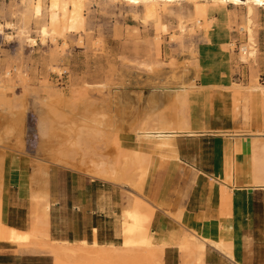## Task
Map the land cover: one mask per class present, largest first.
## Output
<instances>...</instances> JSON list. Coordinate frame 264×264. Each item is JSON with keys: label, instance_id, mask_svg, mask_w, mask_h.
Instances as JSON below:
<instances>
[{"label": "rangeland", "instance_id": "1", "mask_svg": "<svg viewBox=\"0 0 264 264\" xmlns=\"http://www.w3.org/2000/svg\"><path fill=\"white\" fill-rule=\"evenodd\" d=\"M10 2L0 0V24L4 26L0 33V83L5 86L0 91V185L2 189L4 186L6 190L10 188L17 196V181L14 182L11 171L14 158L33 190L38 191L42 186L49 188L51 180L61 203L56 207V200L50 202L51 240L67 236L77 238L92 227H98L104 242L120 246L123 212L134 200L140 199L146 206L157 207L155 214L161 213L171 220H174L171 214L181 210L185 214L205 211L194 216L202 224L211 219L233 217L237 225L234 249L237 248L239 256L235 259L240 264H264V191L236 192L237 188L247 185L252 166L250 158H244L246 169L242 170V152L234 155L227 151V146L236 141L214 137L222 134L208 133L209 129L200 137L182 136L173 141L174 151L178 153L175 158L173 151L153 150L140 143L137 137L149 121L162 118L177 121L181 109L175 103V93L156 92L153 98L152 82L182 70L188 74L187 82H193L197 89L190 94L191 103L187 111L184 110L192 127H205L210 121H219L213 119V113L209 116L208 95L215 90L229 93L232 89L228 88L239 85L238 103L248 93L254 96L250 123L244 124L239 132L264 131L253 130L251 125L256 119L253 113L259 107L264 125V95L246 89L255 84L264 86V9L260 10L257 21V64L248 66L238 59L246 40L245 33L240 30V8L234 10L230 6L229 27L217 17L210 41L201 33L181 39L177 24L173 22L168 33L162 34L161 40L156 42L154 30L145 29L120 5L92 7L86 16V32L67 35L65 51L56 55L53 44H43L34 26L32 36L37 41L36 46L20 40L17 31L8 26L17 24L8 15ZM232 43L235 46L229 52L228 44ZM55 64L57 70L53 71ZM8 71L12 74L10 77L6 74ZM154 99L160 100L164 107L156 114L149 109ZM222 106L218 108L223 109ZM200 114L206 116L202 121L198 120ZM41 120L49 124L48 137L44 139L38 131ZM80 132H83L85 144L82 151H75L69 142ZM126 150H138L147 157L149 166L145 177L135 175L132 184L125 181L110 184L88 175L92 160L115 161ZM230 157L234 160L237 187L225 188L223 180L222 192L203 174L224 173L223 162ZM40 169L47 171V177ZM88 180L105 186L100 188L104 193H99L97 187L89 190V212L95 210L96 214L88 213L87 208L85 211L81 206ZM224 191L229 194L228 198H224ZM27 201L31 221L33 203L29 198ZM185 226V234L188 230H198L188 224ZM11 249L10 256L0 259V264H54L49 253L20 255L16 246ZM208 249L212 255L213 249ZM181 251L183 264H198L196 255ZM135 254L133 257L138 261L106 258L102 263L89 262H159L143 259L139 251ZM224 259L219 261L214 254L205 264H234Z\"/></svg>", "mask_w": 264, "mask_h": 264}, {"label": "bare ground", "instance_id": "2", "mask_svg": "<svg viewBox=\"0 0 264 264\" xmlns=\"http://www.w3.org/2000/svg\"><path fill=\"white\" fill-rule=\"evenodd\" d=\"M109 5H120L121 9L128 10L132 17L137 20L145 29L152 28L155 32L156 42L161 40L164 33H168L169 25L175 22L180 32L181 39L186 35L194 37L201 33L210 41V34L217 21V17L229 27L230 6L234 10H242L240 15L241 28L245 33V43L241 47L239 61L245 65L253 66L258 60L257 43V21L261 9H264V0H11L8 6V15L17 24H8L18 33L22 42L34 47L37 41L32 36V26L36 29V34L41 38L43 44L51 42L55 48V54L64 52L67 46V35L80 34L86 32L87 15L92 7H107ZM4 26L0 24V33ZM174 39V38H173ZM225 48L227 49L226 45ZM234 44H228L229 52L233 51ZM54 55V56H56ZM53 71L57 70V64L52 65ZM61 72V71H60ZM8 77L12 74L8 71ZM186 71L171 72L158 82H152L154 93L162 94L172 92L176 95L175 103L181 112L177 115V121H167L165 119L152 120L147 122L140 129L138 141L150 146L153 150L163 151L168 149L174 152L177 158L178 153L174 151V139L186 137L203 136L208 126L192 127L186 116L188 100L191 93L196 92L193 82H187ZM155 78V77H154ZM5 86L0 83V91ZM175 87V88H172ZM239 85L228 88L238 95ZM249 91H260L264 95V86L255 84L246 88ZM258 92V93H260ZM260 93V94H261ZM253 94H246L241 104L235 106L236 120L245 124L251 120V105L254 104ZM162 108L160 100H153L149 105L152 114H156ZM185 110V112H184ZM201 114L198 120L202 121ZM201 122H199L200 124ZM39 135L42 139L48 137L49 124L42 121L39 124ZM233 144L228 145V150L232 154L241 153L243 146H248L250 150L251 170L247 177L246 191H264V131L263 132H231L223 133ZM251 139L250 141L244 139ZM71 147L75 151H82L85 144L83 132H80L75 140H71ZM229 157V156H228ZM233 159L225 158V188L234 183L235 168ZM62 162V161H59ZM65 163V162H62ZM69 164V163H65ZM88 175L92 178L110 184H120L127 182L132 184L133 178L138 175L143 178L149 166L147 157L138 150H126L121 152L115 161H108L105 158L92 160ZM12 176L15 178L16 186L26 187L29 199L33 203V216L27 231H21L6 224V218L2 215V188L0 185V243L16 246V252L20 255H43L49 253L54 259V264H91L89 261L102 263L106 258L127 259L133 261L138 259L133 256L139 251L143 259H156L158 264H163L165 244H157L151 226L154 220L157 207L146 206L142 200L136 199L127 207L122 215L121 236L122 244L117 246L113 243L99 244L87 241L70 243L68 241L51 240L50 235V193L47 186H42L38 191L27 184L25 176L21 174L19 164L14 158L11 163ZM40 173L47 177V171L40 169ZM23 176V177H22ZM243 190V188H237ZM224 198L229 194L224 191ZM173 219L183 225H187V215L183 210L176 214H171ZM217 231V232H216ZM231 226H221V231L211 227V223H206L201 230H188L180 242V249L190 252L197 257L198 264H205L207 247L218 251L234 264H240L234 256V244H232ZM96 233V230H95ZM88 261L85 263V261ZM99 264V263H93ZM132 264V263H131Z\"/></svg>", "mask_w": 264, "mask_h": 264}, {"label": "crops", "instance_id": "3", "mask_svg": "<svg viewBox=\"0 0 264 264\" xmlns=\"http://www.w3.org/2000/svg\"><path fill=\"white\" fill-rule=\"evenodd\" d=\"M219 90H215L212 92V94H209V99H208V104H209V116L211 117V114H214V118L219 119V121H216L215 123H213V121H210L207 126L209 127V132L207 130L208 133H219L222 135H218V136H214V137H226L223 133H231V132H239L243 130L244 127V122L240 120H236L237 117L235 116V106L238 103L237 101L239 100V96L235 95V92H229L226 93L225 91L221 90L220 92H218ZM223 91V92H222ZM222 92V93H221ZM242 101V98H241ZM240 101V102H241ZM218 102H220L219 105ZM239 104V103H238ZM241 104V103H240ZM239 104V105H240ZM214 105V106H213ZM221 105H223V109L218 108L221 107ZM242 105V104H241ZM213 106V108H212ZM255 110V109H254ZM257 111V112H256ZM256 113H253V116L256 115V119L255 122H253L252 128L253 130H259V131H263L264 130V125H262V112H261V108H256ZM217 113H219L220 115H217ZM219 116V117H217ZM212 120V119H211ZM249 124V123H248ZM247 141H250L251 139H244ZM263 140V139H261ZM264 141V140H263ZM244 148L242 149V170L245 171L246 167H245V159L246 158H250V150L248 148V146H243ZM245 158V159H244ZM244 162V164H243ZM223 164L225 165V160L223 162ZM244 167V169H243ZM225 170V169H224ZM213 171V170H212ZM202 174V173H201ZM217 175V176H216ZM203 176H205L206 178H208V180H210V182H214L215 188H219L220 191L223 192V189L221 187V183H223V177H225V172L221 173V174H214L213 172H209V173H205L203 174ZM200 180V178H198V181ZM204 182H208L207 179L202 178L201 179ZM207 180V181H206ZM80 180L77 181V183L79 184ZM89 183L86 184L87 189L85 190L86 194H84L82 196L83 200L81 202V206L83 208H85L84 210L86 211L87 208V212L88 213H93L96 214V211H90L89 212V204H88V198H89V190L94 189V187H97L99 190V193H104L102 192V190H100V188H104V185H101L100 183H97V181H90L88 180ZM91 182V183H90ZM100 184V185H98ZM53 185H51V180L49 183V193H50V202H52V200H56L55 206L59 207L61 206V203L59 204L58 202V194L55 192V190L52 187ZM208 186V185H207ZM89 187V188H88ZM243 190H236V192L240 193L242 191H244L246 188L242 187ZM16 189H18L17 192V196L16 193H12L9 189H5V186L2 189V215L3 217L6 218V224L10 227L16 228L18 230L21 231H27L29 229V218H30V209L28 204H26V202H28V194H27V189L26 187H17ZM230 191L233 192V189L230 188ZM83 203V205H82ZM54 206V205H53ZM100 207V206H98ZM214 210V209H211ZM200 213H205V211H195V212H186V215L188 217L187 219V224L192 226L194 229H198L201 230L202 227L206 224V223H211V227H213L215 230H218V233L221 231V226L225 225V226H231L232 231H231V235H232V244H235V229L237 227L234 218L233 217H227L225 216V218L221 217L219 219H211L208 221H203V224L201 222V220L196 221L195 220V215H199ZM52 226H53V220H52V208L50 211V234H52ZM152 227H153V231H151L154 235V239L155 242L157 244H165V249H164V257H163V262L164 264H183L184 263V257H183V253L179 247L180 242L183 238V236L185 235V225L180 224L178 222H176L175 220H171L170 218L166 217L165 215L161 214V213H157L154 216V220L152 223ZM96 230V233H95ZM217 232V231H216ZM114 239H116V237H114ZM87 241L90 245L93 244L95 241L98 242L99 244L103 245V244H110L114 242H104L103 241V237L101 234V230L98 227H92L88 232H85L82 236H79L77 238L71 237V236H67L65 238H62L61 241H68L70 243H76V242H80V241ZM11 245L9 244H5V243H0V259H4L10 256V251H12L11 249ZM237 248L235 247L234 249V256H238L237 255ZM208 247L206 250V257H205V261L207 263L208 261V257L209 256H214L218 255L219 257V261L220 259H224V255H222L221 253H219L216 250H212L210 255L208 253ZM236 254V255H235ZM239 257V256H238ZM226 258V257H225ZM227 259V258H226ZM224 259V260H226ZM229 260V259H228ZM227 260V261H228ZM237 261V260H236ZM229 262H231L229 260ZM232 263V262H231Z\"/></svg>", "mask_w": 264, "mask_h": 264}, {"label": "water", "instance_id": "4", "mask_svg": "<svg viewBox=\"0 0 264 264\" xmlns=\"http://www.w3.org/2000/svg\"><path fill=\"white\" fill-rule=\"evenodd\" d=\"M253 192V191H252Z\"/></svg>", "mask_w": 264, "mask_h": 264}]
</instances>
